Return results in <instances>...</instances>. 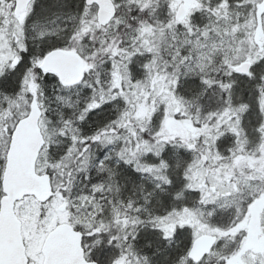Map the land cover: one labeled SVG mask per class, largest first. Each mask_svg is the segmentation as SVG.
I'll return each mask as SVG.
<instances>
[{"label": "snow or ice", "instance_id": "obj_1", "mask_svg": "<svg viewBox=\"0 0 264 264\" xmlns=\"http://www.w3.org/2000/svg\"><path fill=\"white\" fill-rule=\"evenodd\" d=\"M0 264H264V0H0Z\"/></svg>", "mask_w": 264, "mask_h": 264}]
</instances>
